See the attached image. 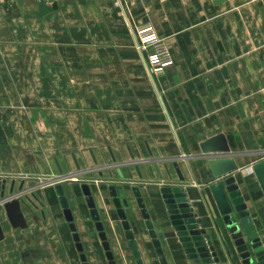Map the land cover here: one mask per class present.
<instances>
[{
	"label": "crops",
	"instance_id": "1",
	"mask_svg": "<svg viewBox=\"0 0 264 264\" xmlns=\"http://www.w3.org/2000/svg\"><path fill=\"white\" fill-rule=\"evenodd\" d=\"M141 23L170 47L163 75L139 48ZM219 135L229 152L205 154L202 145ZM220 156L239 166L232 175L264 245V191L253 171L264 161V0H47L45 12L40 0H0V264H83L58 185L90 264L109 261L84 185L118 264L138 263L112 186L121 198L130 194L144 264L161 262L136 186L169 241L168 264L190 263L172 239L164 186L185 188L215 264H244L210 189L209 160ZM13 198L22 201L25 229L7 219L3 202Z\"/></svg>",
	"mask_w": 264,
	"mask_h": 264
},
{
	"label": "water",
	"instance_id": "2",
	"mask_svg": "<svg viewBox=\"0 0 264 264\" xmlns=\"http://www.w3.org/2000/svg\"><path fill=\"white\" fill-rule=\"evenodd\" d=\"M40 1L41 9L45 12L47 10V0ZM225 1L226 0H215L217 4ZM202 149L205 154L212 152H229V146L223 135H219L206 141L202 145ZM113 160L114 162L116 161L115 158ZM76 164L79 168L80 166L77 161ZM209 166L216 179V182L210 186L211 192L221 214L224 216L225 222L229 226L244 264H264V245L261 236L253 222L251 212L245 202L242 191L237 184L236 177L232 175V173L239 170L236 160L231 157H211L209 160ZM175 168L180 179L184 180L177 163H175ZM137 170L139 172V166L137 167ZM253 171L264 191V161L257 163L253 167ZM140 177H142L141 174ZM160 178H163V176H160ZM83 190L87 196V202L91 209V216L96 222V228L99 232V237L103 243L104 250L106 251L109 264H118L105 224L101 220V215L97 209L89 185H84ZM57 192L60 196V202L64 209L65 217L70 223V228L73 232V238L76 242L77 249L81 254V260L83 264H90L84 245L81 242V237L77 231V226L74 222L68 198L65 195L62 185L57 186ZM110 192L113 197L114 206L117 209V215L122 222V228L133 251L134 257L138 264H144L143 254L140 250L137 234L133 228V223H137L139 220L135 216V213V219L130 220L126 210V208H131L129 201L130 194L126 192L125 198H121L115 186L110 188ZM160 192L170 220V226L173 229L172 231L174 235L172 239H176L178 244H180L189 263H219L220 260L211 241V237L204 228L200 227L202 220L198 218L197 214H195L185 188L183 186H164L161 188ZM132 194L140 210L151 245L153 246L161 264H168L165 248L169 246V241L166 239L165 233L158 230L152 220L141 189L137 186L134 187L132 189ZM3 203V208L11 226L16 229L27 228L28 222L23 211L22 201L19 198H13ZM1 238H3V228L0 221V239Z\"/></svg>",
	"mask_w": 264,
	"mask_h": 264
},
{
	"label": "built area",
	"instance_id": "3",
	"mask_svg": "<svg viewBox=\"0 0 264 264\" xmlns=\"http://www.w3.org/2000/svg\"><path fill=\"white\" fill-rule=\"evenodd\" d=\"M139 48L148 51L151 70L156 75H163L165 69L173 63V56L167 41L161 38L151 23H141L136 26Z\"/></svg>",
	"mask_w": 264,
	"mask_h": 264
}]
</instances>
